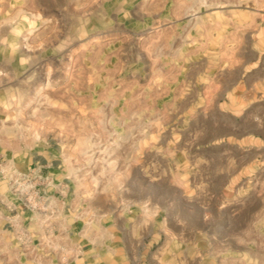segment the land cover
<instances>
[{"label":"rangeland","instance_id":"rangeland-1","mask_svg":"<svg viewBox=\"0 0 264 264\" xmlns=\"http://www.w3.org/2000/svg\"><path fill=\"white\" fill-rule=\"evenodd\" d=\"M43 160L74 238L22 264H264V0H0V193Z\"/></svg>","mask_w":264,"mask_h":264},{"label":"built area","instance_id":"built-area-1","mask_svg":"<svg viewBox=\"0 0 264 264\" xmlns=\"http://www.w3.org/2000/svg\"><path fill=\"white\" fill-rule=\"evenodd\" d=\"M44 167L35 164L30 173L17 170L7 173L9 186L6 195L0 193V205L6 209L8 218L10 217L8 222L11 224L13 237L18 246L24 247L27 240L34 239L37 244L47 248L49 253H54L56 246H52V240L56 233L55 223L61 219L62 214L57 201L65 208L68 204L69 188L63 180L56 182L49 172H44ZM3 173L0 164V179L4 178ZM22 212L27 213L28 225L38 223L44 228L45 234H36L35 229L25 226L21 222ZM46 230L51 232L47 233ZM33 246L29 244L26 247L35 251ZM62 250L64 251L63 247Z\"/></svg>","mask_w":264,"mask_h":264},{"label":"crops","instance_id":"crops-1","mask_svg":"<svg viewBox=\"0 0 264 264\" xmlns=\"http://www.w3.org/2000/svg\"><path fill=\"white\" fill-rule=\"evenodd\" d=\"M44 161V160H43ZM47 163L46 165L44 164V172H51V166L53 163H49V160L44 161ZM38 164V163H36ZM68 199V198H67ZM68 203V202H67ZM62 218L56 221L55 229L58 232L54 240H52V246H56L59 243L63 246L64 250L69 249L70 243L73 241L71 238H74V236L70 235V232L72 231L71 225L69 223V218L67 217V214H65V208L63 209V212L61 214ZM10 218V217H9ZM8 213L6 209L0 205V264H6V260L8 259V254H12L15 259V264H22V260L25 259L26 261H32L36 263L39 259H44V260H53L54 259V253H49L47 251V248H43L42 244L41 246L37 244V241L32 239V240H27L26 246L29 244H32L33 247H35V251L32 249H27L26 246L21 247L18 246L16 243L15 238L13 237V232H12V227L11 224L8 222ZM21 222L27 226L28 225V220H27V213L22 212L21 213ZM29 229H35L36 234H45L44 228L41 227L38 223L35 225H28ZM82 231V229H81ZM47 233H50V230H46ZM79 233V232H77ZM75 245H77L79 249V255L81 253H84L88 249H90L91 245L93 246L94 249H96L97 242L91 239H87L84 237H80L78 240L74 242ZM32 248V247H31ZM10 252V253H8Z\"/></svg>","mask_w":264,"mask_h":264},{"label":"bare ground","instance_id":"bare-ground-1","mask_svg":"<svg viewBox=\"0 0 264 264\" xmlns=\"http://www.w3.org/2000/svg\"><path fill=\"white\" fill-rule=\"evenodd\" d=\"M12 163V162H11Z\"/></svg>","mask_w":264,"mask_h":264}]
</instances>
